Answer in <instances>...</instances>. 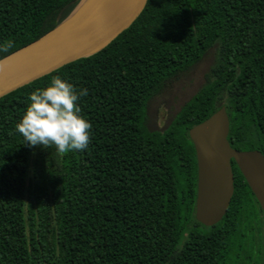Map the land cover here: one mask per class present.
<instances>
[{
	"label": "trees",
	"instance_id": "obj_1",
	"mask_svg": "<svg viewBox=\"0 0 264 264\" xmlns=\"http://www.w3.org/2000/svg\"><path fill=\"white\" fill-rule=\"evenodd\" d=\"M79 1L0 0V59ZM214 45L206 83L163 132L149 131L147 102ZM52 76L87 90L78 103L90 141L63 155L40 147L31 163L15 124ZM221 106L230 147L264 157V0H147L99 52L1 97L0 264H258L253 223L264 214L234 162L225 215L211 227L194 217L188 131Z\"/></svg>",
	"mask_w": 264,
	"mask_h": 264
},
{
	"label": "water",
	"instance_id": "obj_2",
	"mask_svg": "<svg viewBox=\"0 0 264 264\" xmlns=\"http://www.w3.org/2000/svg\"><path fill=\"white\" fill-rule=\"evenodd\" d=\"M147 0H80L53 29L0 59V98L76 60L105 48L139 16ZM224 106L188 131L197 181L194 217L204 227L225 215L233 194L235 163L264 214V157L238 151L227 141Z\"/></svg>",
	"mask_w": 264,
	"mask_h": 264
},
{
	"label": "clouds",
	"instance_id": "obj_3",
	"mask_svg": "<svg viewBox=\"0 0 264 264\" xmlns=\"http://www.w3.org/2000/svg\"><path fill=\"white\" fill-rule=\"evenodd\" d=\"M84 88L59 76L28 94V103L15 124L26 147H54L58 154L82 151L90 141V123L81 115L78 103L87 96Z\"/></svg>",
	"mask_w": 264,
	"mask_h": 264
},
{
	"label": "rangeland",
	"instance_id": "obj_4",
	"mask_svg": "<svg viewBox=\"0 0 264 264\" xmlns=\"http://www.w3.org/2000/svg\"><path fill=\"white\" fill-rule=\"evenodd\" d=\"M217 50V45H214L197 63L177 74L172 79L167 80L160 91L147 102L145 127L149 131L163 132L180 108L206 83L209 71L217 59ZM39 148L40 146L32 148L31 163L36 152L41 151ZM44 151L46 152V149ZM35 170L39 171V168L35 167ZM30 174L32 175V173ZM250 237L251 235H249ZM252 239L254 241V250H260L258 264H264L263 218L261 223H253Z\"/></svg>",
	"mask_w": 264,
	"mask_h": 264
}]
</instances>
